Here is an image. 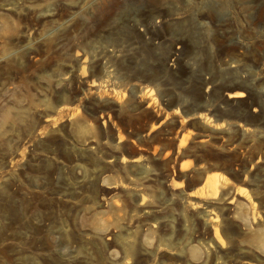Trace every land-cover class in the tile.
<instances>
[{"label":"rangeland","instance_id":"1","mask_svg":"<svg viewBox=\"0 0 264 264\" xmlns=\"http://www.w3.org/2000/svg\"><path fill=\"white\" fill-rule=\"evenodd\" d=\"M0 264H264V0H0Z\"/></svg>","mask_w":264,"mask_h":264},{"label":"bare ground","instance_id":"2","mask_svg":"<svg viewBox=\"0 0 264 264\" xmlns=\"http://www.w3.org/2000/svg\"><path fill=\"white\" fill-rule=\"evenodd\" d=\"M243 95H244V93H243L242 91H235V92L229 94L228 96H229L230 98H231V97H232V98H241V97H243ZM214 236H215V238L218 239V241H219V240L221 241V236L219 235L218 230H215V232H214Z\"/></svg>","mask_w":264,"mask_h":264},{"label":"water","instance_id":"3","mask_svg":"<svg viewBox=\"0 0 264 264\" xmlns=\"http://www.w3.org/2000/svg\"><path fill=\"white\" fill-rule=\"evenodd\" d=\"M195 113H196L195 110H191V111L187 112L188 115H189V114H195Z\"/></svg>","mask_w":264,"mask_h":264}]
</instances>
